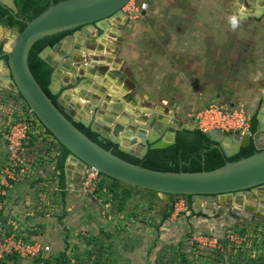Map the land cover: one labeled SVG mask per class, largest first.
<instances>
[{
	"label": "rangeland",
	"instance_id": "1",
	"mask_svg": "<svg viewBox=\"0 0 264 264\" xmlns=\"http://www.w3.org/2000/svg\"><path fill=\"white\" fill-rule=\"evenodd\" d=\"M236 1L172 0L163 13L165 20L169 22V15L182 25L167 26V32L179 29L184 35L187 31L197 35V40L189 44L193 49L198 46L203 63L197 77L184 74L179 87L168 88L169 83H162L160 73L169 74L166 67L170 66L142 61L140 72L149 76L150 86L145 89L152 96L149 105L161 102L186 122L209 104L248 102L253 104H245L248 109L255 108L258 86L264 83V17L259 21L242 20L234 8ZM150 11L134 19L125 30V37L133 36L137 47L146 34L153 33L149 26L157 24L156 17H152L154 10ZM231 16L239 20L235 28L229 22ZM0 35L6 45V31L0 30ZM147 43L141 46V53ZM207 54L213 58V67L208 62V68H213L209 72L205 71ZM116 55L122 57L123 53L117 51ZM132 68L128 67L129 73H134ZM45 182L56 184L50 177ZM50 187L35 186L44 195L36 191L30 196L32 200L26 202V207L36 215L25 217V223L36 228L20 235L48 244L56 264H264V218L234 220L221 213L200 222L188 217L187 208L161 224L165 198H154L140 187L116 186L120 195L126 190L130 193L122 209L119 199H111L105 192L96 193L97 188L87 196L78 197L74 192L75 196L64 198L56 187ZM137 193L140 198L134 196ZM1 264L27 262L5 257Z\"/></svg>",
	"mask_w": 264,
	"mask_h": 264
},
{
	"label": "water",
	"instance_id": "2",
	"mask_svg": "<svg viewBox=\"0 0 264 264\" xmlns=\"http://www.w3.org/2000/svg\"><path fill=\"white\" fill-rule=\"evenodd\" d=\"M127 1L60 0L51 3L30 20H26L17 17L18 8L15 0H0L4 8L25 24L21 31L0 25L1 29L6 30L9 40L6 45L3 44V53L0 55V66L4 69L0 70V86L19 93L39 122L68 150L64 166L69 167L75 163L76 177H81L87 168L93 167L103 175L164 196L187 195L190 196L191 211L207 217L226 213L234 220H248V211L264 213V92L261 94L263 102L260 110L255 114L254 130L248 129L240 135L221 129H212L205 133L209 148L218 149L226 159L237 155L241 148L252 146L254 149L250 155L232 161L227 160L212 170L186 172L151 169L114 154L75 125L81 123L95 133L98 140H109L117 145L119 151L137 159H142L148 149L164 148L174 143L178 130L197 129L194 118L186 122L170 111L171 121H167L170 116L154 112L150 118L144 119L143 123H136L135 126L126 124V130L121 135L119 131L123 126L119 124H116L114 132L110 133L109 128L94 118L88 119L77 115L63 99L62 89L72 86L68 83V78H64L67 83L55 87L59 80L58 69L68 70L70 65L68 63H75L78 60L74 49L82 48L81 45L73 44L71 52L65 53L61 51L65 41L78 35L88 36L91 32L102 40L108 32L107 27L112 26L117 19L125 18V22H129L121 11ZM246 3L253 6L248 10L238 11L240 18L260 19L264 16V0H246ZM66 30L71 32L55 44L46 45L37 53L38 57L52 69L47 89L52 95L57 96L54 103L32 74L28 65V53L37 40ZM99 31H103V34L99 35ZM101 45L99 50H102ZM50 52L58 53L62 62L55 64L50 58ZM3 55L7 58H3ZM100 67L103 70L107 69L103 64ZM80 72L82 73V70ZM108 76L110 78L117 76L121 80L126 74L113 68L108 70ZM78 77L80 76L77 75ZM96 89L98 91L94 92L95 94H89L94 99H99L101 95L105 100L110 99V96L104 94L103 85L95 82L92 90ZM113 106L120 107V104ZM99 107L96 105L94 111ZM163 107L168 110L164 105ZM110 112L116 113V110Z\"/></svg>",
	"mask_w": 264,
	"mask_h": 264
},
{
	"label": "crops",
	"instance_id": "3",
	"mask_svg": "<svg viewBox=\"0 0 264 264\" xmlns=\"http://www.w3.org/2000/svg\"><path fill=\"white\" fill-rule=\"evenodd\" d=\"M150 2L149 9L145 15L148 14L149 10H154V16L152 17H156L154 19L157 24L149 26L148 30L150 29L153 33L146 34V38L140 40L142 43L141 46L148 42L142 53L141 46L137 47L133 36L125 37L126 35H124L120 42L116 44L114 38L106 35L104 36V39L99 40L95 37L94 32H91L88 36L78 35L75 38H70L65 41L61 48V51L69 53L71 52L73 44L82 46L81 49H74L75 57L78 59L77 62L68 63L70 65H68L69 69L66 71L58 69L59 80H57L55 87L58 88L62 84L67 83L64 78H68V83H71L72 86L62 89L63 99L75 110L77 115L88 119L94 118L106 128H109L110 133H113L116 124H119L123 126V129L119 131V135H121L123 131L126 130V124L135 126L136 123H143V120L150 118L154 112H157L162 116L172 115L166 106L165 107L168 110L166 111L164 109V104L161 102H155L153 106L148 104V102L151 101L152 96L148 91H145L150 85H147L149 82V76L143 74V70L140 72V67H143L142 61L149 65L152 64V62H160L165 66H170L168 69L166 67V71L169 72V74L164 71H162L163 73H160V75H162V83H169V85H167L168 88L179 87L182 83L181 81H183L184 74L195 75L197 77L199 73L198 67L203 63L201 56H199L200 51L196 48L198 46L196 45L195 49H193V45L189 44L190 41L197 40V35L188 31L185 32L184 35L182 32L178 31L179 29H176L175 32H167V26L174 25V27L180 28L182 25L181 22H174L169 15V22L165 20L167 18L163 13H165L166 9H169V4L172 3V0H150ZM163 4L165 5V8ZM236 5L237 6H234V8H237L236 14L238 17H240L238 11L248 10L253 6V4H251L252 6H247L242 0H237ZM161 16L163 17L161 18ZM263 17H261L260 20ZM241 19H254L259 21V19L256 18ZM157 29H159L158 33L161 31L159 34L154 31ZM0 30L6 31L1 28ZM111 30L116 34V29L111 28ZM1 38H3V36L0 35V39ZM1 42L2 41L0 40V43ZM101 44L103 47L102 50H99ZM113 48H118L117 51H122L123 56L117 57V51L114 52ZM124 55L129 56L132 61L129 60V57H125ZM210 57L207 54V69L205 71L208 72L213 70V68H208L209 60L213 67V60H211L213 58L212 56ZM50 58L55 64H60L62 62V58L58 53L50 52ZM102 64L107 66L106 70L101 69L100 65ZM130 65H133V68ZM90 66H92V68H89ZM128 67L132 68L134 73H129ZM113 68H117L118 70L127 73L126 75L130 82H128L127 79L125 80V78L119 80L117 76L110 78L108 76V70ZM0 70H4L2 66H0ZM80 70H82V73ZM101 71H103L102 75ZM153 74L155 73L152 72V75ZM77 75L80 77L77 78ZM83 76L86 78L82 79ZM105 78H107L106 81ZM97 79H100V81L98 82ZM151 80H153V77ZM95 82L104 86V94L110 96L109 100H105L103 95H101L99 99H94L89 95L98 91V89L95 91L92 90ZM263 84L264 83L259 84V94L257 95L264 92ZM254 100H257V97ZM20 103L21 99L18 98V95L14 91L6 89L4 86H0V162L3 161L0 163V168L4 165L7 155L4 131L7 124L16 115V107ZM117 103L120 104V107H112L113 104ZM245 104L247 106L249 105L248 102H245ZM96 105H99L100 107L94 111ZM248 107L247 110L253 115L255 113V108L248 109ZM111 110H116V113L110 112ZM171 118L172 116H170L167 121H171ZM105 119L109 121H106ZM167 121L164 120L165 123H167ZM22 152L29 165V177L15 181L12 187L5 192L1 190L2 185L0 182V233L10 232L18 235H20V233L28 234V232L31 233L36 228V226L25 223V217L36 215L33 210L29 211L30 208L27 210L26 202L32 200L31 197L33 193L38 191V188H35L37 184H43L46 187L51 186L50 188L56 187L60 192L62 191L58 182L59 170L56 167L60 154L58 142L52 135L46 133L44 128L38 122H34V127L23 146ZM76 167L77 165L75 163L70 164L69 167H63L65 175L64 192L66 197L70 195L75 196L76 194L78 197H81L78 192L81 177H76L74 174ZM46 177L56 180V184L54 185L53 182H45ZM35 180L38 181L35 182ZM33 184L35 186L32 188L31 186ZM74 192L76 194H73ZM38 194L44 195L43 192H39ZM48 194H50L49 190ZM134 196L140 198L138 193ZM152 197L159 199L165 198L164 195L158 193L156 196ZM173 216L176 215L172 213L169 219H172ZM192 217L196 218V221L201 222V219L203 218L210 219V217L215 216ZM212 220L214 221V219Z\"/></svg>",
	"mask_w": 264,
	"mask_h": 264
},
{
	"label": "trees",
	"instance_id": "4",
	"mask_svg": "<svg viewBox=\"0 0 264 264\" xmlns=\"http://www.w3.org/2000/svg\"><path fill=\"white\" fill-rule=\"evenodd\" d=\"M60 0H15L16 6L18 8L17 17H25L26 20H30L38 13L46 9L51 3H56ZM260 20V19H259ZM0 25L3 27H13L18 31H21L25 24L20 20L16 19L8 9L4 8L0 4ZM71 30H66L63 32H58L52 35L45 36L42 39L37 40L31 47L28 53V65L29 68L34 75L35 79L37 80L38 84L41 88L48 94L49 97L52 98L53 102L56 103L55 95H52L49 90L47 89V85L50 80V74L52 69L43 61L41 60L37 53L44 48L46 45H53L55 44L60 38L64 35L70 33ZM3 53V41L0 43V55ZM3 58H7V56L3 55ZM18 98L21 99V107L24 109L25 113H28L29 107L25 103L24 99L19 93H16ZM34 117L35 115L30 112ZM36 118V117H35ZM39 122V120L36 118ZM39 124L44 128L45 132L52 135L40 122ZM75 125L84 132L88 137L92 140L100 144L102 147L111 150L114 154L131 161L133 163L141 164L142 166L161 170V171H186V172H195L201 170H212L216 167L221 166L225 163V161L229 160H236L243 156L250 155L254 149L252 146H247L241 148V151L229 158L226 159L221 151L216 148H209L206 143L205 134L199 131L198 129L194 130H187L182 129L176 132L175 142L171 145L164 147V148H156V149H148L147 153L142 159H137L133 156L125 154L118 150L117 145L112 143L109 140H98L97 135L89 130V128L84 127L81 123H75ZM256 125L255 113L252 115L250 129L254 130ZM53 136V135H52ZM58 142V141H57ZM60 148V154L58 157L57 162V169L59 170L58 174V182L59 187L61 188L62 197L65 198V175L63 171L64 161L68 155V150L58 142ZM100 174V179L97 182L98 186L96 193H107V195L111 199H119V207L120 209L125 206L127 199L130 197V193L126 190L123 195H120L117 192L116 186L120 184L129 185L123 183L119 180L113 179L106 175ZM132 186V185H131ZM130 188V187H129ZM139 188V187H137ZM143 189V188H142ZM149 191L152 196H156L157 192L152 190ZM182 196L186 199L187 208L190 209V196L187 195H170L165 194V202L162 207L161 213V224L168 220L173 213V204L178 199V197ZM192 216H204L202 214H195L192 211L188 215V217ZM217 216V215H216ZM207 217V216H205ZM7 232L6 234H9ZM29 240V239H26ZM6 257H13L18 262L21 261L20 258L14 255H8ZM5 259V258H4ZM2 259L1 262L4 261ZM43 259L46 264H56V258L54 254L47 255L46 258L38 257L32 261L33 264H38V261Z\"/></svg>",
	"mask_w": 264,
	"mask_h": 264
},
{
	"label": "built area",
	"instance_id": "5",
	"mask_svg": "<svg viewBox=\"0 0 264 264\" xmlns=\"http://www.w3.org/2000/svg\"><path fill=\"white\" fill-rule=\"evenodd\" d=\"M149 6L150 0H128L121 11L124 17L134 20L144 16ZM16 111V115L7 124L4 131L7 155L4 165L0 168V182L4 192L11 188L15 181L29 177V165L22 150L34 127V116L30 113V109L28 113H25L21 104L17 105ZM194 119L197 129L204 134L212 129H221L231 134L240 135L250 129L252 114L243 103L209 104L198 110ZM36 122L38 121L36 120ZM99 179L100 174L95 168H87L79 181L78 192L80 195L91 194ZM186 209V199L182 196L178 197L173 204V214ZM49 250L48 244L37 240H26L16 233H0V261L8 255H14L27 264H33L32 261L38 257L46 258L50 254ZM38 264L46 263L40 259Z\"/></svg>",
	"mask_w": 264,
	"mask_h": 264
},
{
	"label": "flooded vegetation",
	"instance_id": "6",
	"mask_svg": "<svg viewBox=\"0 0 264 264\" xmlns=\"http://www.w3.org/2000/svg\"><path fill=\"white\" fill-rule=\"evenodd\" d=\"M243 2L248 6V4L246 3V0H243ZM20 18L25 19V17H20ZM132 21L133 20L129 19V22L126 23L125 22V18L117 19L116 22L112 24V26H108L107 27L108 32H106L105 35L114 38L115 43L118 44L120 42V40L124 37L125 30L130 26V24L132 23ZM111 28L116 29V34L117 35L115 34V32L113 30H111ZM101 34H103V31H99V35H101ZM102 39H104V38H102ZM101 47H103V45H101ZM117 50H118V48L113 49L114 52H116ZM125 74H127V73H125ZM126 79L128 80V82H130L128 76L125 77V80ZM259 87H260V85H259ZM263 88H264V84H263ZM258 94H259V92H258ZM256 101L257 102L255 103V109H254L255 110V114L260 110L261 104L263 102L262 101V98H261V94L260 95H257V100ZM235 103L236 102H233V104H235ZM229 104H232V103H229ZM104 141H106V140H104ZM248 214H249V217H248L249 219H252V218H261V219H263L264 218V213L259 214L258 212L248 211Z\"/></svg>",
	"mask_w": 264,
	"mask_h": 264
},
{
	"label": "clouds",
	"instance_id": "7",
	"mask_svg": "<svg viewBox=\"0 0 264 264\" xmlns=\"http://www.w3.org/2000/svg\"><path fill=\"white\" fill-rule=\"evenodd\" d=\"M229 22H230V24L232 25L233 28H235L239 24V20H238V18L236 16L229 17Z\"/></svg>",
	"mask_w": 264,
	"mask_h": 264
}]
</instances>
